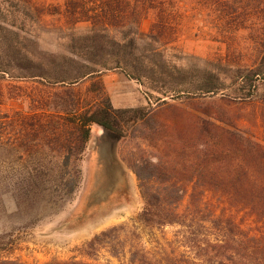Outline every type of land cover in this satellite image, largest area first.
Returning <instances> with one entry per match:
<instances>
[{
    "label": "rangeland",
    "instance_id": "obj_1",
    "mask_svg": "<svg viewBox=\"0 0 264 264\" xmlns=\"http://www.w3.org/2000/svg\"><path fill=\"white\" fill-rule=\"evenodd\" d=\"M68 1L0 0V123L53 116L41 103L56 100L63 86L83 101L96 97L101 83L114 109L148 107L160 130H175L194 115L241 116L238 128L261 140V129L249 122L254 107L234 102L239 94L233 81L243 72L259 73L255 99L264 103V0H228L224 10L219 0H140L146 10L136 33L127 26L100 32L88 23L73 25L65 13ZM142 131L144 123L126 128L114 146L116 165L93 125L72 195L56 189L60 161L38 142L22 138L25 146L0 150V261L119 264L105 252L96 262L80 253L93 236L131 225L141 211L128 166L141 153L152 159L162 150L160 143L142 140ZM14 138L12 129L3 136ZM25 180L40 185L14 193L12 183ZM148 231L164 243L177 230ZM148 231H139L144 243L151 239Z\"/></svg>",
    "mask_w": 264,
    "mask_h": 264
},
{
    "label": "trees",
    "instance_id": "obj_2",
    "mask_svg": "<svg viewBox=\"0 0 264 264\" xmlns=\"http://www.w3.org/2000/svg\"><path fill=\"white\" fill-rule=\"evenodd\" d=\"M219 2L224 10L228 0ZM65 7L73 25L88 23L100 32L127 26L136 33L146 10L140 0H70ZM160 26L158 20L154 27ZM258 76L255 71L243 72L233 84L239 94L234 102L254 107L249 122L261 129L260 141L238 128L241 116L194 115L175 130H160L151 123L156 119L152 109H114L99 83L98 95L83 101L71 87L63 86L56 100L41 103L55 112L53 116L0 123V150L25 146V139L38 142L60 161L56 189L72 195L79 185L78 163L90 141L91 127L103 128L118 143L127 127L144 123L147 132L142 131L140 138L160 143L162 150L152 159L141 153L128 166L137 179L143 207L131 225L93 236L80 255L96 262L105 252L119 264H264V103L255 99ZM10 129L14 141H4ZM110 156L113 164L120 165L115 150ZM39 185L25 180L11 186L22 195ZM166 227L177 230L171 240L159 243L151 238L148 229ZM129 230L133 232L128 234ZM140 230L148 231L147 243L142 242ZM0 264L27 263L3 260ZM44 264L91 263L72 259Z\"/></svg>",
    "mask_w": 264,
    "mask_h": 264
},
{
    "label": "water",
    "instance_id": "obj_3",
    "mask_svg": "<svg viewBox=\"0 0 264 264\" xmlns=\"http://www.w3.org/2000/svg\"><path fill=\"white\" fill-rule=\"evenodd\" d=\"M100 128V134L98 136V139L102 142L106 141L108 139L110 147L112 149V151L114 150V146L117 142H115V139L116 137L112 134H109L108 132H106L103 128L99 127Z\"/></svg>",
    "mask_w": 264,
    "mask_h": 264
}]
</instances>
